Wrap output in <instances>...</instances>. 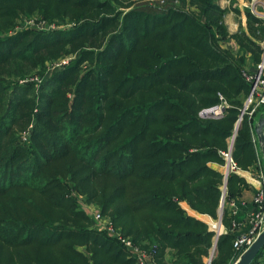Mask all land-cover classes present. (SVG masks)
Here are the masks:
<instances>
[{
  "label": "trees",
  "instance_id": "1",
  "mask_svg": "<svg viewBox=\"0 0 264 264\" xmlns=\"http://www.w3.org/2000/svg\"><path fill=\"white\" fill-rule=\"evenodd\" d=\"M130 1L0 0V264H139L115 235L92 228L79 197L153 264L238 256L226 202L228 230L216 242L180 202L216 215L223 173L209 162L225 164L236 126L232 158L256 166L260 113L237 120L250 88L243 72L264 60V19L244 10L255 42L228 32L219 0ZM32 15L57 25L15 24ZM230 39L236 51L222 47ZM33 74L40 80L21 81ZM221 101L220 116L200 115ZM225 185V201H235L245 181L230 172Z\"/></svg>",
  "mask_w": 264,
  "mask_h": 264
},
{
  "label": "built area",
  "instance_id": "2",
  "mask_svg": "<svg viewBox=\"0 0 264 264\" xmlns=\"http://www.w3.org/2000/svg\"><path fill=\"white\" fill-rule=\"evenodd\" d=\"M263 4H264V0H263ZM26 25L36 26L41 29L45 28L44 22H39L35 24L33 20L27 21ZM48 26L50 28L54 27L53 24ZM69 60H70L69 57H63L57 62H55L53 66H63L67 64ZM243 75L245 80L250 84V88H249V93L244 100L243 107L241 108L240 115L237 120V125L241 121L242 116L244 114L248 116L249 120L255 117L259 113L260 115L264 114V61H262L257 65L255 71L253 72L245 71L243 72ZM30 79L32 80L37 78H30ZM220 99L222 100L221 96ZM221 102H222L221 104L203 109L202 111H200V115L220 116L222 114L221 105L225 104L224 101ZM236 129L237 127H235L233 134L229 138L227 150L221 152L225 160V171L223 172L224 187L222 188L219 210L223 208L224 203L226 202V204L229 205L232 215L236 214V204L234 200L225 201V193H226L225 184L228 174L230 172H234L237 168L236 163L232 158V143L234 141ZM255 136H253V142L255 143V147H256L255 148L256 156H257L256 166L258 170L259 187L253 197L254 208L253 211L251 212L248 221L246 222L247 227L242 228L241 223L235 221V219H232L231 221V229L236 232V236L233 240V248L238 252V256L236 260L252 244V242L256 239L258 234L264 229V165L260 160V155L262 154L257 140V136L256 138ZM92 218L94 220V223L95 224L97 223L98 225L101 221L102 216L97 210H94ZM220 222L221 220L216 222L211 221L209 224L212 230L215 232L216 237H218L220 234L226 233V229L224 227H221ZM108 228L109 229L107 230V232L115 235L122 242V244H124V246L130 251V253L136 256L139 264H153L152 253L137 248L130 241L129 238L122 237L119 233H116L115 230L112 229L111 227Z\"/></svg>",
  "mask_w": 264,
  "mask_h": 264
},
{
  "label": "rangeland",
  "instance_id": "3",
  "mask_svg": "<svg viewBox=\"0 0 264 264\" xmlns=\"http://www.w3.org/2000/svg\"><path fill=\"white\" fill-rule=\"evenodd\" d=\"M260 1H262V3H259V4H255V3H253V0H249V4L247 3V6L246 7H239V5H238V0H236L235 1V3H233V4H231V2H230V0H227V1H224V0H219V5L222 7V8H227L228 10H227V12L224 14V16H223V23L225 24V26L227 27V30H228V32L230 33H235V32H237L238 30H240V29H242V30H244L246 33H247V35L248 36H250L255 42H258L257 40H258V38H256L253 34H256V35H260L258 32H257V30H253L252 28L251 29H249L248 27H247V22H246V19L245 20H242L241 18H242V11H243V13H244V10L245 9H249V11L250 12H252V13H254V14H256V15H258V16H260V17H262L263 19H264V4H263V0H260ZM125 3H127V1H124ZM131 2V6L132 5H136V4H140V3H149V4H158V5H162V6H165V5H167V4H171V5H177V6H179V0H131L130 1ZM187 8H189V10L190 11H196L197 10V8L196 7H194V6H191V7H188L187 6ZM233 8H236L238 11H236V10H234ZM245 15V14H244ZM29 20H33V22L35 23V24H37V23H39V22H44V27H46V26H48V25H57L55 22H52V23H49V22H47V21H44L43 19H41V17H39L38 15H32V16H30L29 18H22V19H20V20H18V21H16L15 22V24H17V26H21V25H24V22H25V24H26V22L27 21H29ZM48 23V24H47ZM66 25H68V23H65ZM65 24L63 23V25L62 24H60L62 27H64L65 26ZM232 28V29H231ZM33 29H35V30H38V29H40V28H36V27H34ZM230 33V34H231ZM229 42H231V43H233L234 44V47L232 48V50L233 51H236L237 50V48H235V41L233 40V39H230V40H228ZM264 38H263V40L262 41H260V44H262V46L264 47ZM231 45V44H230ZM222 47H225V45L224 44H222ZM248 56H249V54H248ZM65 57H69L70 59L71 58H73L74 57V55L73 54H68V55H66ZM264 57V56H263ZM57 60H55V61H48L47 63H46V68H45V73H48V72H51L53 69L51 68V63H54V62H56ZM248 68V66H246L245 67V70ZM35 73V72H34ZM34 75H37V74H33V75H31V76H34ZM217 165H224V164H221V163H218V162H209V166H211L212 168H215L216 169V167H217ZM224 187V182H223V185H222V188ZM79 203H80V205H81V209L82 210H84V212L86 213V215L87 216H89V218H91V222H92V224H91V226H92V228H95V229H97V230H101V231H103V230H105V231H107L109 228L108 227H111L112 229H114V227L113 226H111L110 224H109V217L106 215V216H102V218H101V221H100V223L97 225V223L95 224L94 223V220H93V218H92V216H93V212H94V210H97V207L93 204V203H88V202H84L83 200H82V198L81 197H79ZM186 205H187V207H186ZM180 206L182 207V209L187 213V214H189V215H191V213L190 212H194V215H193V217H195V218H197V219H199V220H201L202 221V219H204L205 217L206 218H208V220L207 221H210V220H212V221H218V216H219V208H218V210H217V213H216V215L213 217V216H211V215H209V214H207V213H200V212H198L197 210H195V209H193V208H191L190 206H189V204L187 203V202H185V201H181L180 202ZM223 209V208H222ZM222 209H221V213H222ZM204 222V221H203ZM221 222H222V220H221ZM221 222H220V224H221ZM206 223V222H205ZM207 224V223H206ZM222 224H223V222H222ZM221 224V227H224V225H225V229H226V231L228 230V226H226V224H223L222 225ZM207 226H208V224H207ZM210 226V225H209ZM210 228H211V226H210ZM212 229V228H211ZM76 249H78L79 251H81L82 253H84L85 255H90L89 253H88V251L85 249V246L84 245H77L76 246ZM207 260V259H206ZM209 260V259H208ZM206 262H208V261H206Z\"/></svg>",
  "mask_w": 264,
  "mask_h": 264
},
{
  "label": "crops",
  "instance_id": "4",
  "mask_svg": "<svg viewBox=\"0 0 264 264\" xmlns=\"http://www.w3.org/2000/svg\"><path fill=\"white\" fill-rule=\"evenodd\" d=\"M224 1H227V0H224ZM248 2H249V0H238V5H239V7L244 8L247 6ZM253 3L259 4V3H262V1L253 0ZM241 19L242 20L246 19L243 11H242V18ZM223 44L226 47L227 46L234 47V44L229 42V41H227ZM258 117H256V121H257ZM261 162H264V160L262 159ZM216 170L223 173L225 171V164L224 165H217ZM234 172L237 175H239L240 177H242L245 181V186L242 188L241 192L237 196H235V204H236V216H235V218L237 221H239L241 223L242 228H246L247 227L246 222L248 221V219L251 215V212L253 211V208H254L253 197H254V195H255L258 187H259L258 170H257L256 166L251 165L247 169H240L237 167ZM226 206H227V209L230 210L229 205L226 204ZM186 207H187V205H186ZM190 213H191V216L194 215V212H190ZM218 217H219L218 221L221 220L220 216H218ZM207 220H208V218H206V217L204 219H202V221H204L208 224V228L210 230H212L209 226V224L212 220H210V221H207ZM221 224H222V222H221ZM224 228H225V225H224ZM214 237H215V242H216L217 237L216 236H214ZM215 242H214V244H215ZM254 264H264V249L261 252V254L259 255V257L256 259V261L254 262Z\"/></svg>",
  "mask_w": 264,
  "mask_h": 264
},
{
  "label": "water",
  "instance_id": "5",
  "mask_svg": "<svg viewBox=\"0 0 264 264\" xmlns=\"http://www.w3.org/2000/svg\"><path fill=\"white\" fill-rule=\"evenodd\" d=\"M254 131L257 136L261 154L264 160V114L259 115L254 125ZM219 216L221 219L222 217L221 209L219 211ZM263 248H264V229L258 234V236L252 242V244L238 257V259L233 264H252L254 259L257 257V255ZM213 254L214 252L211 254L207 264L210 263Z\"/></svg>",
  "mask_w": 264,
  "mask_h": 264
},
{
  "label": "bare ground",
  "instance_id": "6",
  "mask_svg": "<svg viewBox=\"0 0 264 264\" xmlns=\"http://www.w3.org/2000/svg\"><path fill=\"white\" fill-rule=\"evenodd\" d=\"M34 27H36V26H34ZM38 28V27H37ZM41 29V28H40ZM60 60V59H59ZM58 61V60H57ZM56 61V62H57ZM264 61V60H263ZM55 63V62H54ZM54 63H51V68L53 69V68H56V67H61V66H53L54 65ZM66 65V64H65ZM31 78H37V79H32V80H40V78H39V76L38 75H34V76H32ZM30 78H27V79H24V80H21L22 82H24L25 80L26 81H28ZM206 109V108H205ZM224 109H225V104H223V105H221V112L223 113V111H224ZM212 114V113H211ZM232 147H233V145H232ZM262 159H263V156L262 155H260V160L262 161ZM98 211V210H97ZM99 212V211H98Z\"/></svg>",
  "mask_w": 264,
  "mask_h": 264
}]
</instances>
